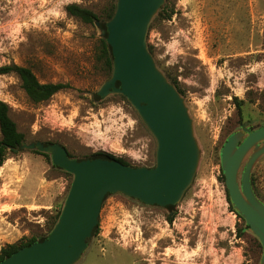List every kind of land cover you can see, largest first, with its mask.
<instances>
[{"label": "rangeland", "instance_id": "1", "mask_svg": "<svg viewBox=\"0 0 264 264\" xmlns=\"http://www.w3.org/2000/svg\"><path fill=\"white\" fill-rule=\"evenodd\" d=\"M107 1L0 0V68L28 65L42 82L70 84L35 103L18 75L0 69V100L27 142L52 140L77 157L105 151L153 166L156 139L129 100L94 97L107 80L96 62L98 27L66 11L77 2L99 12ZM168 1L174 14L154 21L157 13L147 40L159 67L177 78L194 119L201 150L195 178L172 220L165 207L110 195L76 264L260 262L255 235L239 234L243 219L231 208L219 152L231 131L264 123V0ZM235 96L244 100L243 117ZM33 150L9 153L0 166V249L47 233L68 194L73 177ZM252 174L264 199V155Z\"/></svg>", "mask_w": 264, "mask_h": 264}, {"label": "water", "instance_id": "2", "mask_svg": "<svg viewBox=\"0 0 264 264\" xmlns=\"http://www.w3.org/2000/svg\"><path fill=\"white\" fill-rule=\"evenodd\" d=\"M166 0H117L107 29L100 35L114 55L112 75L97 91L124 95L157 142L153 166L118 159L71 157L59 143L24 141L23 148L50 153L51 160L73 174L61 214L46 239L22 247L0 264H76L87 250V238L99 224L108 193H122L146 205H177L191 186L201 156L194 119L185 97L159 67L148 44L150 24ZM119 82V85H117ZM264 155V126H242L226 138L221 167L234 208L262 244L264 201L256 194L252 172Z\"/></svg>", "mask_w": 264, "mask_h": 264}, {"label": "trees", "instance_id": "3", "mask_svg": "<svg viewBox=\"0 0 264 264\" xmlns=\"http://www.w3.org/2000/svg\"><path fill=\"white\" fill-rule=\"evenodd\" d=\"M116 2H117V0H108L104 4V6L100 9L99 12H96L95 10H93L89 7L83 6L77 2H73V3H70L66 6V11L69 15L75 16L76 18H79L80 20H82L85 23H90V24L96 25V21H99L101 27L107 29L106 23L113 16V14L115 12ZM173 14H174V9L172 7H170L169 1L167 0L165 2V4L160 8V10L156 16L157 18L155 17L154 21H156L160 17L170 19ZM154 21L151 22V24H150V30L154 26V23H155ZM107 35H108V31H106V33L104 35H99L96 37V62L99 65V69L107 76V79H108L112 75L114 55H113V51H112V46L107 41ZM151 51H152V49H151ZM0 69H1L2 73H15L16 75H18V77L21 80L22 88L26 92L27 96L35 103L47 101L50 98H52V96L54 94H56L57 92L65 89V88L70 87V84L68 82H66V83L65 82H52V81L42 82L39 79V77L37 76V74L35 73V71L32 69V67H30L28 65H20L17 63H11V64L3 65ZM167 76L177 86V88L180 90V92L183 93L179 87V83H178L177 78L172 79V78H170L169 75H167ZM117 85H119V82H117ZM121 96L123 98L127 99L124 95L121 94ZM94 97L97 100L103 99V96H101L97 91L94 92ZM234 100L237 103L238 113L243 117L244 116V109H243L242 105L244 103V100L241 98H238L237 96L234 97ZM242 126H244V125H242ZM259 126H252V128H258ZM261 126H264V123L261 124ZM241 127H239V128H241ZM239 128H237V129H239ZM237 129L231 131L229 133V135L232 132L236 131ZM0 132H1L0 166H2L4 161L7 159L8 154L9 153L14 154V153H18L19 151H21L23 149V147H22L23 142L27 141L26 134L18 129L16 121L10 115L9 104L3 100H0ZM42 141L44 142V144L57 143V142L52 141V140H42ZM62 146H64V145H62ZM33 151L40 153V154L44 155L45 157H47L49 160H51L50 153L42 152L38 149H34ZM69 155L71 157H76L78 159H83V158L118 159V160H120L126 164H130L127 161H125L124 159H122V158H120V157H118L112 153L105 152V151H97V152L91 153L89 155H86L84 157H77L69 151ZM219 155H220V152H219ZM220 159H221V157H220ZM52 166L54 168L60 169L65 174L73 177V174L68 172L67 170H65V169H63L57 165H54L53 163H52ZM221 171H222V180L225 182V175L223 173L222 167H221ZM251 179H252V184H253V187H254L256 194L264 201V199L261 197V195L258 192V188L256 185V178H255L254 174H252ZM226 190H227V195H228V199H229L232 210H234L237 213V215L243 219V226L239 227V234L241 236L249 228H248V225L246 224L245 219L234 208L232 201L230 199L227 187H226ZM112 194L113 193H108L104 199V202ZM136 201L140 202L139 200H136ZM104 202H103V204H104ZM140 203H142V202H140ZM142 204H144V203H142ZM63 205L64 204H62V206L56 211V213L51 216L52 222H51L49 231L47 233L40 234V235H34L30 238H26V239H23V240L18 241V242L8 243L7 245L3 246L0 249V261L7 258L13 252L17 251L18 249H20L22 247H25V246L31 245L37 241H42V240L46 239L47 236L49 235L50 231L53 229V227L57 223L59 216L61 214ZM175 207H176V205H168L165 207L168 210H170V213H169V219L170 220L173 219V215H174L173 213H175L174 212ZM98 231H99V224L96 226L92 236L87 238L88 244H90L92 238L98 233ZM254 238H255V242H256V247L258 246V248H260V250H262L261 242L259 241V239L256 236H254Z\"/></svg>", "mask_w": 264, "mask_h": 264}]
</instances>
